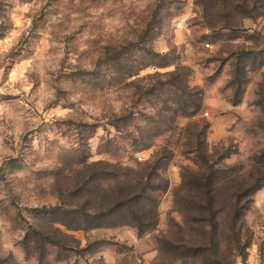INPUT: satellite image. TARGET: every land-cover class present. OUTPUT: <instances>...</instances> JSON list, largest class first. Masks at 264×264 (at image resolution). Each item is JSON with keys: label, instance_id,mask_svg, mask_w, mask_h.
I'll list each match as a JSON object with an SVG mask.
<instances>
[{"label": "rangeland", "instance_id": "374dc122", "mask_svg": "<svg viewBox=\"0 0 264 264\" xmlns=\"http://www.w3.org/2000/svg\"><path fill=\"white\" fill-rule=\"evenodd\" d=\"M197 140L226 170L264 145V0H0L1 264H36L29 228L97 162L157 169L156 228L58 226L43 264H200L165 246L191 235L173 191ZM241 221L209 263L264 264V187Z\"/></svg>", "mask_w": 264, "mask_h": 264}, {"label": "trees", "instance_id": "16d2710c", "mask_svg": "<svg viewBox=\"0 0 264 264\" xmlns=\"http://www.w3.org/2000/svg\"><path fill=\"white\" fill-rule=\"evenodd\" d=\"M194 150L197 170L182 169L181 183L173 191L176 211L184 225L190 226L191 235L188 240L180 236L178 243L165 241V246L180 261L192 257L200 264H220L218 259L207 261L215 256L218 236L231 233L238 246L244 211L251 197L264 187V145L249 158L247 168L235 165L227 170L218 164L229 157L228 153H218L214 155L217 161L214 157L210 160L200 140ZM88 168L90 172L74 186L68 203L42 209L47 226L29 228L26 237L30 241L24 251L34 256L36 264H43L46 249L67 248L58 226L75 231L128 226L138 235L156 228L155 194L161 189L153 184L154 178L160 180L156 168L147 165L142 173L133 172V178L129 177L132 170L107 162L92 163Z\"/></svg>", "mask_w": 264, "mask_h": 264}]
</instances>
